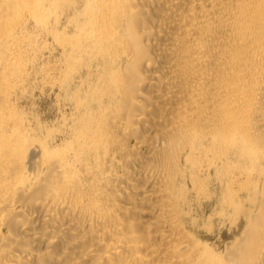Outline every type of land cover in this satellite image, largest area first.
<instances>
[{
  "label": "bare ground",
  "instance_id": "1",
  "mask_svg": "<svg viewBox=\"0 0 264 264\" xmlns=\"http://www.w3.org/2000/svg\"><path fill=\"white\" fill-rule=\"evenodd\" d=\"M0 264H264V0H0Z\"/></svg>",
  "mask_w": 264,
  "mask_h": 264
},
{
  "label": "rangeland",
  "instance_id": "2",
  "mask_svg": "<svg viewBox=\"0 0 264 264\" xmlns=\"http://www.w3.org/2000/svg\"><path fill=\"white\" fill-rule=\"evenodd\" d=\"M45 89H46V88H45ZM49 89H50V88H49ZM46 91H47V90H46ZM46 91H45V92H46ZM37 92H38L39 94L37 93L38 96H36L37 94H36V92H35V96H36V98H37V97H38V98H37V99L34 98V101H35V99H36V101H35V102H36V105L38 104L36 107H37V108L40 107L39 109H41V112H43L42 114H43L44 116H45V114L48 113V110H49V113L46 115L47 120H50V119L52 120V118L54 119V114H55L56 111H55V108H54V110H52L51 107H52V106H53V107L55 106V103H56V101H55V100H56V97H55V96H56L57 93H56V94H53V93H55V90H52V92H51L50 90H48V93L46 92V93H47V96H46V93H45V92H44L45 94L39 92V90H37ZM40 93H41V94H40ZM48 94H49V95H48ZM43 95H44V96H43ZM35 96H34V97H35ZM40 96H41V97H40ZM42 96L44 97V100H43ZM38 100H39V102L41 101L40 104H41V106H42L43 108H42L41 106H39V102H38ZM42 100H43V101H42ZM54 102H55V103H54ZM43 103H44V104H43ZM51 104H53V105L50 106ZM25 105H26V104H25ZM25 105H23L24 108H28V105H26V107H25ZM44 106H45V107H44ZM49 106H50V107H49ZM46 107H47V108L49 107L50 109L48 108V110H47ZM44 108H45V109H44ZM39 109H38V110H39ZM43 109H44V110H43ZM51 110H52V112H51ZM46 112H47V113H46ZM50 112L53 113V114H50ZM51 115H52V116H51ZM48 117H49V118H48ZM50 117H52V118H50Z\"/></svg>",
  "mask_w": 264,
  "mask_h": 264
}]
</instances>
